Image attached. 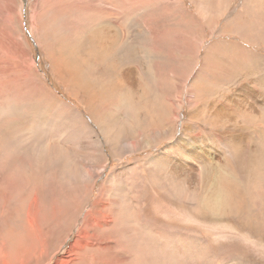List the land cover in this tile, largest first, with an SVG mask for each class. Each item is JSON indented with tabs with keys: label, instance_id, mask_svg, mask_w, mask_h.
I'll return each instance as SVG.
<instances>
[{
	"label": "rangeland",
	"instance_id": "374dc122",
	"mask_svg": "<svg viewBox=\"0 0 264 264\" xmlns=\"http://www.w3.org/2000/svg\"><path fill=\"white\" fill-rule=\"evenodd\" d=\"M0 264H264V0H0Z\"/></svg>",
	"mask_w": 264,
	"mask_h": 264
},
{
	"label": "bare ground",
	"instance_id": "6f19581e",
	"mask_svg": "<svg viewBox=\"0 0 264 264\" xmlns=\"http://www.w3.org/2000/svg\"><path fill=\"white\" fill-rule=\"evenodd\" d=\"M221 110H225V109H221ZM218 116V115H217ZM198 137V136H197ZM222 139V138H221ZM221 139H220V141H221ZM239 141V140H238ZM218 142V141H217ZM243 142V141H242ZM194 146V145H193ZM192 146V147H193ZM188 147H190V146H188ZM196 148V147H195ZM194 152L196 151V150H193ZM181 153H182V151H181ZM201 153V152H200ZM187 155H189V154H187ZM189 157V156H188ZM193 157V156H192ZM196 157V156H195ZM200 158V157H199ZM204 158V157H203ZM197 159V158H196ZM179 160V159H178ZM192 161H193V159H192ZM195 161V160H194ZM198 164H199V162H198ZM187 165V166H186ZM172 166H173V168L176 170V171H179V172H181V171H184V170H186V168L187 167H189L190 168V170H192V171H195V168H194V166L192 165V164H190V162H189V160H184L183 159V162L181 163V162H178V161H176V162H174L173 164H172ZM185 167V168H184ZM191 171V172H192ZM185 173V172H184ZM191 174V173H190ZM185 175H187V174H185ZM117 193V192H116ZM116 200V199H115ZM114 204L115 205H117L118 204V202L117 201H114ZM110 224H112V218L110 217V216H108V217H106L105 218V226H108V225H110ZM30 225H32V222H30Z\"/></svg>",
	"mask_w": 264,
	"mask_h": 264
}]
</instances>
